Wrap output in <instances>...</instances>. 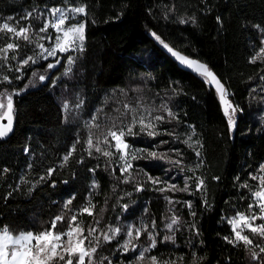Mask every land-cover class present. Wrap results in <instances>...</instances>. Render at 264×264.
<instances>
[{
  "label": "trees",
  "instance_id": "obj_1",
  "mask_svg": "<svg viewBox=\"0 0 264 264\" xmlns=\"http://www.w3.org/2000/svg\"><path fill=\"white\" fill-rule=\"evenodd\" d=\"M78 1L86 6L87 15L80 18L86 22V39L71 71L66 73L64 62L49 70L40 61L25 66L24 78L17 80L21 73L15 68L19 60L34 55L39 42L35 35L45 13L62 4L59 0H0V24L30 28L32 41L0 31V48L19 45L8 51L6 61L0 57V78L11 79V83H0V91L7 88L11 93L33 81L13 95L14 131L6 141L0 140V227L39 230L67 211L63 206L68 199L74 197L71 215L91 198L93 215H78L84 234L89 227L97 228L96 236L109 228L122 229L110 243L101 238L97 264L103 257L112 264H128L149 246L148 234L142 233L134 241L136 252L124 253L120 247L128 226L141 224L149 226L157 242L148 255L157 256L161 263L193 264L195 259L196 264H264V253L260 260L251 256L252 251L259 252L255 245L264 246V238L245 232L253 240L247 247L225 239L235 238L228 221L237 212L251 214L248 205L254 206L252 192L259 187V165L264 163V57L258 56L264 0ZM29 12L32 17L24 19ZM157 36L172 49L206 64L217 76L226 100L237 109L233 136L215 92L165 55ZM33 71L46 79L33 77ZM65 100L70 101L67 109ZM125 104L135 112L125 109ZM163 106L178 119L168 117ZM141 114L149 120L164 116L163 122H156L162 134L125 137L133 149L144 150L132 161L131 179L125 183L114 147L100 144L114 153L111 158L94 149L88 154L87 124L92 116L98 117L100 128L91 129L95 143L97 138L103 140L108 126L124 127L133 115L138 119ZM133 131H139V124ZM73 144L75 151L64 162ZM152 151L165 158L149 156ZM176 160L181 163H173ZM49 168L55 169L51 176H47ZM148 177L161 182L153 184ZM201 179L204 183L198 190ZM186 180L188 191H180ZM245 182L248 187H241ZM174 217L178 222L170 230L166 225ZM166 236L174 240H165Z\"/></svg>",
  "mask_w": 264,
  "mask_h": 264
},
{
  "label": "snow or ice",
  "instance_id": "obj_2",
  "mask_svg": "<svg viewBox=\"0 0 264 264\" xmlns=\"http://www.w3.org/2000/svg\"><path fill=\"white\" fill-rule=\"evenodd\" d=\"M81 14L84 16L87 15L86 6L84 5L69 7L67 9L58 6L48 9L49 18L45 19L43 26L39 29V33H44L45 35L39 36V40H53L52 34L49 33V29L51 28L55 32L54 43L47 48L43 43H36L35 47L39 49V52L34 51V55L27 56L26 58L18 61L15 71L21 74L16 76L15 79L21 80L24 78L22 70L25 66L37 64L40 62V60L46 61L49 59V57L56 59L55 63L47 64V69L50 70L54 68L56 64L60 63V59L57 57L58 52L61 54L71 51L82 52L84 50V41L86 39V22L82 21L75 24L68 23L71 19H75L77 15ZM32 15V12L27 13L24 19H29L32 17ZM7 19L12 20L13 18L8 17ZM189 19H191L193 22L195 21L194 17ZM186 22V20H181V23ZM0 31L12 33L14 36L22 37L23 40L32 43L29 37L30 28L28 27H20L17 29L8 22H4L0 24ZM261 31L264 32V29H261ZM153 35H155V33H153ZM156 39L160 40L158 36ZM160 43L182 65L192 69L197 74L205 77L206 79L210 78L211 82L215 84L217 91L220 93L221 100L224 101L226 105L224 108V114L228 117V125L230 128L234 127V115L237 109L232 107L226 100H224L225 90L223 85L208 69L207 65L183 56L180 52L174 51L163 41H160ZM18 47V44L8 43L6 47L0 48V57L6 61L8 59V51ZM260 51L264 53V48H261ZM12 59H16V57H12ZM67 60L69 65L74 63V59L71 55L67 57ZM253 62H255V58H253ZM67 71L70 72L71 68H69ZM31 75L33 77L38 76L40 81H44L46 79L45 75H38L36 71H33ZM261 79H264V77H261ZM0 83H11V79L8 75H3L2 78H0ZM32 83L33 81L29 80V82L24 85L23 89L13 90L11 93L8 92L7 88H5L3 91H0V109H4L5 107L7 109V111L3 113V117L7 118V124H0V138L6 137L13 128V95H19L21 91L27 89ZM64 107L67 109L68 105H65ZM77 107H79V105H77ZM163 107L167 112L168 117L171 119H178L176 114L173 113L171 109H168L166 106ZM124 108L133 113L135 112V109H131L127 104L124 105ZM229 108H232L231 114L229 113ZM97 119V116H92L91 121L87 124L90 129V134L86 141L89 150L88 154L92 155V150L94 149L95 152L101 153L104 157L111 158L114 153L112 151L102 149L100 144L103 143L109 147H114L115 152L119 153L118 166L120 168L121 175L124 177L123 182L127 183L129 179H131V169L133 168L132 161L140 158L139 153L144 150L133 149L132 146L126 141L125 137L136 136L140 133H145L149 137L161 135L162 133L156 130V122H163L165 117L160 115L152 117V119L149 120L142 114L138 119L136 115H133L130 123L124 127H119L115 123H113L111 126H108L106 132L103 133V140L101 141L99 138H97L96 142L94 143L91 129L100 128V124L96 122ZM137 124H139V131L134 132L133 129L137 126ZM189 140H191V137H189ZM113 141L114 144L111 143ZM166 142L167 141H162V143ZM76 143H79V140H77ZM185 143H188V141H185ZM196 143H199V141H196ZM191 146L192 145L189 144V147ZM73 151H75V144L72 145L71 150L63 157L64 162L69 160ZM174 151H177V154L179 155L178 150ZM148 155L153 158H165L164 154H158L156 151L149 152ZM199 155L200 153L197 152V156ZM108 163L111 164L112 161L109 160ZM173 163L179 165L181 161L176 160ZM29 167H31V165H29ZM197 167H199V165H197ZM259 169L261 172H264V164L259 165ZM3 171L7 172V169H4ZM54 171L55 169L49 168L47 170V176H51ZM113 171H115V168H113ZM125 173H128V175H124ZM249 175L253 180L256 179V176H253L251 173ZM40 179L44 180L46 177H41ZM148 179L151 180L153 184L161 182L158 178L148 177ZM237 180H239V177H237ZM259 182L260 190L252 192V196L255 197L256 207L259 209L258 213L253 212L252 210L254 206L253 204H249L248 210L252 213L251 215H245L244 213L237 212L236 216L228 221L232 225V231L235 238L233 240L225 237V239L234 246L240 242H243L246 247L253 245V240L250 239L248 235L242 234L245 228H247L252 234H256L261 238H264V223H260L258 225L254 223L256 220L264 221V175L259 177ZM203 183L204 181L202 179L198 181V190L203 185ZM93 187H97V185L94 183ZM241 187H248V185L245 182L241 185ZM171 188L175 189L176 186L171 185ZM138 190L140 189L138 188ZM163 190L164 189H161V191ZM179 190L188 191L187 180L185 181L184 188ZM73 199L74 197L68 199L64 204L63 207L67 211H62L50 221L46 222L48 224L47 227H42L39 230L25 229L20 231H14L7 225L0 227V264H97L95 254L101 247V238L104 243H110L112 240L116 239V237L121 233L122 229L120 227L109 228L107 232H102L101 236H96L95 233L97 232V228L89 227L87 229V235H85L83 221L78 220V215L83 216L84 214H87L88 216H92V209L95 208V205L92 203L91 198H89L87 204L81 206L77 213H72L69 215V212L71 211L69 206L72 205ZM165 199H168L169 203L172 202L168 197H165ZM190 206L191 205L189 203V207ZM124 207L126 208L127 206L125 205ZM193 215H195V213H193ZM177 222L178 218L174 217L171 220V223L167 224L166 227L171 230L173 225L177 224ZM96 224H99V220L96 221ZM152 227H155V222H153ZM142 233L148 234L150 244L149 246L140 249L138 255H136L132 261H129L128 264H140V262L145 260L146 253H150L152 249L156 248L157 242L154 234L149 231V226L147 224H141L140 227L128 226L126 230L127 238L124 240L123 244L120 245L123 252H136L137 244L134 243V241L139 240ZM164 239L174 240V237L166 236ZM93 240L95 241L94 246ZM255 246L259 248V252L252 251V259L260 260V254L264 253V246L261 244H257ZM105 260L108 261V264H112V261L109 260L108 257L101 258L98 264H104ZM150 261L151 264H161L155 255L150 256ZM162 264H175V261H163ZM193 264H196L195 259L193 260Z\"/></svg>",
  "mask_w": 264,
  "mask_h": 264
},
{
  "label": "rangeland",
  "instance_id": "obj_3",
  "mask_svg": "<svg viewBox=\"0 0 264 264\" xmlns=\"http://www.w3.org/2000/svg\"><path fill=\"white\" fill-rule=\"evenodd\" d=\"M59 1L61 2L62 5H60V6H58V7H64L65 9H67V8H69V7H74V6H81V5H80V2H79L78 0H59ZM82 16H83L82 14H81V15H77V16L75 17V19H71L68 23H69V24H75V23L81 22V21H80V18H81ZM48 18H49V17H48V11H47V13H45V19H48ZM45 19H44V22H45ZM44 22H43V23H44ZM49 33H51L52 36H53V40H51V41H49V40H43V41L39 40V36L45 35L44 33H39V31H38L37 34L35 35L36 38L39 40L38 43H43L44 46H45L46 48H47V47H50V46L54 43V38H55V32H54V30L50 28V29H49ZM29 34L31 35V32H30V31H29ZM30 35H29V36H30ZM16 37H17V36H16ZM261 48H264V32H261ZM35 52H39V49L36 48V51H35ZM77 52H79V51H71V52H66V53H63V54H61V53L58 52V53H57V57L60 59V63H59V64H56V66H55L54 68H52V69H55L56 67H58V65H60V64H62V62H64V64L67 66L66 73H68L69 71H67V70H68L69 68L72 69L73 64L75 63V61H74L73 64L69 65L68 60H67V57H68L69 55H71V56L73 57V59H74V58H75V54H76ZM258 56H260V57H264V53H262L261 51H259ZM55 59H56V58L49 57V59L46 60V61H45V60H40V61L48 64V63H55ZM52 69H51V70H52ZM5 104H6V100H5ZM63 104H64V105L70 104V101H69V100H65ZM5 111H6V107H5L4 109H0V117L3 115V113H4ZM262 164H264V163H262ZM259 170H260V169H259ZM261 175H264V172H261V171H260V175H259V177H260ZM259 177H258L259 187L257 188V190H260ZM252 199H253V203H254V206H255V210H253V212H257V213H258L259 209H258V207H256V204H255V197L252 196ZM251 214H252V213H251ZM251 214H250V215H251ZM254 223H255L256 225H258V224H260V223H264V221L256 220ZM231 227H232V225H231ZM247 231H249V230H248L247 228H245L242 234L245 235V232H247ZM138 253H139V251H138ZM138 253H137L136 255H138ZM131 261H132V260H131ZM140 264H151V261H150V255H148V253H146V258H145V260L142 261V262H140ZM161 264H162V263H161ZM175 264H179V263L175 262Z\"/></svg>",
  "mask_w": 264,
  "mask_h": 264
},
{
  "label": "water",
  "instance_id": "obj_4",
  "mask_svg": "<svg viewBox=\"0 0 264 264\" xmlns=\"http://www.w3.org/2000/svg\"><path fill=\"white\" fill-rule=\"evenodd\" d=\"M157 43H158V45H159V47L161 48V50L165 53V55H167L181 70H183L184 72H187V73H189V74H191V75H193V76H196V77H198V78H200V79H202L203 81H204V83L207 85V87H209V88H211L214 92H215V95H216V97H217V100H218V102H219V105H220V108H221V111H222V114H223V116H224V118L226 119V121H227V124H228V117L227 116H225V114H224V108H225V103H224V101H222L221 100V98H220V93L217 91V89H216V86H215V84L213 83V82H211V80H210V78H205V77H203V76H201V75H199V74H197L195 71H193L192 69H189L188 67H186L185 65H182L179 61H177L176 60V58L174 57V56H172L171 55V53H169L168 51H167V49H165L164 47H163V45L160 43V40H157ZM174 50V49H173ZM174 51H176V50H174ZM182 54V53H181ZM183 55V54H182ZM183 56H185V55H183ZM185 57H187V56H185ZM189 59H192V60H195V61H198V60H196V59H193V58H190V57H188ZM198 62H200V61H198ZM200 63H202V62H200ZM204 64V63H203ZM206 65V64H205ZM208 67V66H207ZM209 69V68H208ZM210 70V69H209ZM211 71V70H210ZM212 72V71H211ZM213 73V72H212ZM214 74V73H213ZM215 75V74H214ZM216 76V75H215ZM217 77V76H216ZM218 79V78H217ZM219 80V79H218ZM220 81V80H219ZM221 83V82H220ZM222 84V83H221ZM223 85V84H222ZM223 88H224V86H223ZM224 90H225V88H224ZM224 100H226V98H225V96H224ZM227 101V100H226ZM228 102V101H227ZM228 104H230L232 107H233V105L231 104V103H229L228 102ZM6 111H7V109H6ZM5 111V112H6ZM231 112H232V108H229V113L231 114ZM2 118H0V124H7V118L6 117H3V115L1 116ZM237 119V115H236V112H235V115H234V121ZM228 127H229V125H228ZM234 129H235V123H234V127H232V128H230L229 127V131H230V133H231V135L233 136V134H234ZM13 131H14V118H13V128H12V131L6 136V137H4V138H0V140L1 141H6L8 138H10V136L12 135V133H13Z\"/></svg>",
  "mask_w": 264,
  "mask_h": 264
}]
</instances>
